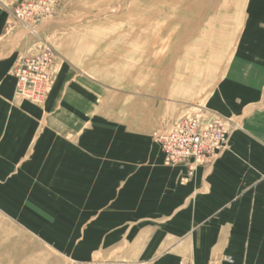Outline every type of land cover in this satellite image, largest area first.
<instances>
[{"label": "crops", "instance_id": "obj_1", "mask_svg": "<svg viewBox=\"0 0 264 264\" xmlns=\"http://www.w3.org/2000/svg\"><path fill=\"white\" fill-rule=\"evenodd\" d=\"M5 30L0 20L3 215L74 264H264V0H244L205 100L228 147L189 178L146 129L97 111L81 82L59 76L44 102L20 99L12 71L28 42Z\"/></svg>", "mask_w": 264, "mask_h": 264}, {"label": "rangeland", "instance_id": "obj_2", "mask_svg": "<svg viewBox=\"0 0 264 264\" xmlns=\"http://www.w3.org/2000/svg\"><path fill=\"white\" fill-rule=\"evenodd\" d=\"M21 1L0 0V20L4 35L28 42L14 68L34 45L50 48L54 79L42 102L59 76L81 82L97 111L153 140L163 121L206 108L244 10V0H57L50 17L26 29L13 17ZM0 264L74 263L0 212Z\"/></svg>", "mask_w": 264, "mask_h": 264}, {"label": "built area", "instance_id": "obj_3", "mask_svg": "<svg viewBox=\"0 0 264 264\" xmlns=\"http://www.w3.org/2000/svg\"><path fill=\"white\" fill-rule=\"evenodd\" d=\"M57 0H22L17 4L13 17L24 28L50 17ZM30 53L18 58L13 75L16 95L25 101L39 104L49 91L54 79L53 57L50 48L32 47ZM230 130L224 121L207 114H186L165 120L155 135L168 166H183L187 177L193 176L197 167L210 166L228 147Z\"/></svg>", "mask_w": 264, "mask_h": 264}, {"label": "bare ground", "instance_id": "obj_4", "mask_svg": "<svg viewBox=\"0 0 264 264\" xmlns=\"http://www.w3.org/2000/svg\"><path fill=\"white\" fill-rule=\"evenodd\" d=\"M162 23V22H161ZM172 25V24H171Z\"/></svg>", "mask_w": 264, "mask_h": 264}]
</instances>
